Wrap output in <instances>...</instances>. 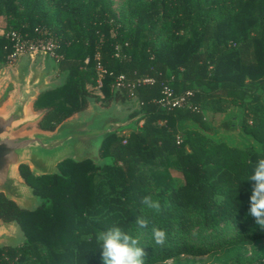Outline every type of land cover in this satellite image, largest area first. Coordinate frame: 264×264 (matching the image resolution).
<instances>
[{
    "label": "trees",
    "instance_id": "16d2710c",
    "mask_svg": "<svg viewBox=\"0 0 264 264\" xmlns=\"http://www.w3.org/2000/svg\"><path fill=\"white\" fill-rule=\"evenodd\" d=\"M0 30V65L8 63V31L56 43L64 79L33 104L43 112L39 130L53 131L91 103L131 99L138 109L126 119L141 121L127 134L105 135L97 162L67 159L44 176L20 166L38 204L24 210L0 193V220L22 232L18 244L0 246V264H103L96 237L112 226L145 239V264L202 257L211 250L176 236L221 226L234 229L225 260L251 244L264 264L263 234H245L255 222L249 178L264 158V0H128L121 19L109 0H0ZM97 65L107 72L101 85ZM164 86L185 96L182 106L158 105ZM224 103L243 111L239 129L257 147L213 138L237 130L228 119L213 127L205 116L223 112ZM146 195L159 200V212L142 204ZM141 217L147 228L136 224ZM153 227L166 231L163 246Z\"/></svg>",
    "mask_w": 264,
    "mask_h": 264
},
{
    "label": "water",
    "instance_id": "95a60500",
    "mask_svg": "<svg viewBox=\"0 0 264 264\" xmlns=\"http://www.w3.org/2000/svg\"><path fill=\"white\" fill-rule=\"evenodd\" d=\"M51 75L50 70L32 71L30 74L20 70L14 88L0 109V193L24 210H32L38 204V198L22 178L20 166H26L33 176H44L57 174L58 164L67 159L97 162L103 137L135 125L138 120V117L122 120L118 115L99 111L95 107L85 114L89 104L84 111L65 119L53 131L38 128L23 131L40 121L43 112L34 111L33 104L42 92L57 84L48 82ZM13 226L19 229L14 221L0 220V243L4 239L8 241L6 245L20 242L14 237L4 236V232Z\"/></svg>",
    "mask_w": 264,
    "mask_h": 264
},
{
    "label": "rangeland",
    "instance_id": "374dc122",
    "mask_svg": "<svg viewBox=\"0 0 264 264\" xmlns=\"http://www.w3.org/2000/svg\"><path fill=\"white\" fill-rule=\"evenodd\" d=\"M128 0H109L110 5L117 16L121 19L123 13L125 12L126 5ZM143 2L144 0H138ZM47 10H50L48 6H46ZM3 34V31L0 30V35ZM23 70L25 74H30L32 71L39 70H50L52 72L53 77L48 79L49 83H58L64 79V75H58L56 72V61H54L50 56L43 53H34L31 56L25 55L20 58L16 62L12 64L0 65V76L2 80L0 84L2 85V92L0 94V109L3 107L6 102L10 91L14 88V81L18 77L19 71ZM261 101L264 103V95L261 97ZM91 107H95L97 110L113 113L121 117L122 120L128 116V114L135 112L138 109L137 103L131 99L130 101H125L123 103L114 104L104 106L100 103L90 104V107L86 110L85 114H88ZM223 112L219 114H213L210 111H205V116L207 120L211 123L213 127H216L219 123H221L224 119H228L233 121L237 130L228 135H222L219 132H216L213 135L214 139L223 140L227 144L231 146H236L242 148L245 145V141L250 142L254 147H257L256 144L249 138L244 140L243 133L239 129V125L241 124L243 118V111L237 107H233L227 103L222 104ZM185 127H193L192 124L186 123ZM131 126H127L124 128L125 130L130 129ZM37 130L35 125H30L26 127L23 131H32ZM127 134V131L118 133ZM245 234L254 235V234H263L264 236V228H261L256 222H248ZM234 235V229L229 228L228 226H221L216 230H208L203 229L201 227H194L190 230L188 234L185 235H177L176 237L183 241H186L190 244H194L197 246L206 247L211 250L210 253L202 256V257H186L181 256L178 260H168L163 264H257L260 257L258 255L259 248L253 246L251 244L247 245L245 249L242 251V254L238 258H232L225 260L222 251L226 248V242ZM4 236L14 237L18 242L22 238V232L17 229V227H11L7 232H4ZM139 238L140 247L145 252L146 250V241L142 236H136ZM8 243L7 240H2L1 245H6ZM261 248L264 249V241L261 239L260 245ZM264 262V258L261 259Z\"/></svg>",
    "mask_w": 264,
    "mask_h": 264
},
{
    "label": "clouds",
    "instance_id": "9594fccd",
    "mask_svg": "<svg viewBox=\"0 0 264 264\" xmlns=\"http://www.w3.org/2000/svg\"><path fill=\"white\" fill-rule=\"evenodd\" d=\"M249 180L253 181L251 195L249 197V214L254 217L256 224L264 228V158L257 161L253 174ZM142 204L151 210L159 212L161 205L159 200L151 195L142 198ZM139 228L148 227L146 218H137ZM152 236L157 245L163 246L167 239L166 231L160 228H152ZM97 242L102 252L103 264H145L144 251L140 247L138 237H133L118 226H112L98 233Z\"/></svg>",
    "mask_w": 264,
    "mask_h": 264
},
{
    "label": "built area",
    "instance_id": "2783aa9c",
    "mask_svg": "<svg viewBox=\"0 0 264 264\" xmlns=\"http://www.w3.org/2000/svg\"><path fill=\"white\" fill-rule=\"evenodd\" d=\"M5 37L10 43V52L7 56L8 64H12L16 62L18 58L29 55L31 56L34 53H43L50 56L54 61L58 58L55 54L56 43L49 38H39L36 40L25 39L21 37L15 31H8L5 34ZM96 76H97V84L101 85V80L105 74H107L106 70L103 69L100 65H97L95 68ZM124 81L123 76H118L115 80V87L119 88L122 86ZM141 81L142 83H148L151 80L145 78ZM189 94V93H187ZM185 100V96L182 95H174L172 90L167 86L163 87L162 96L158 100V105L165 109L169 110L171 108L180 107L183 105Z\"/></svg>",
    "mask_w": 264,
    "mask_h": 264
},
{
    "label": "crops",
    "instance_id": "0c3cea01",
    "mask_svg": "<svg viewBox=\"0 0 264 264\" xmlns=\"http://www.w3.org/2000/svg\"><path fill=\"white\" fill-rule=\"evenodd\" d=\"M56 72H57V70H56ZM53 76H54V75H51L50 77H53ZM50 77H49V78H50ZM49 78H48V79H49ZM137 122H138V123H136V124H137V126H139V125L141 124V121H138V120H137ZM130 126H131V125H130ZM131 127H132V126H131ZM131 129H132V128H130V129H128V130L123 129L122 131L117 132V133H121V132H124V131L129 132Z\"/></svg>",
    "mask_w": 264,
    "mask_h": 264
}]
</instances>
